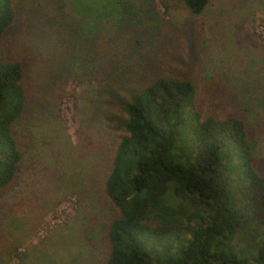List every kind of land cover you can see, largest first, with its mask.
<instances>
[{"label": "trees", "instance_id": "obj_1", "mask_svg": "<svg viewBox=\"0 0 264 264\" xmlns=\"http://www.w3.org/2000/svg\"><path fill=\"white\" fill-rule=\"evenodd\" d=\"M97 1L116 14L111 38L129 36L122 63L109 65L101 87L118 113L108 123L125 134L104 184L116 211L105 264H264V173L247 137L246 96L237 101L225 88L230 111L203 116L192 33L181 70H164L158 55L167 43L150 24L151 8L139 14L124 0ZM209 1L182 3L199 16ZM49 2L54 8L44 13L25 0H0V43L10 35L0 52V195L19 171L13 128L30 110L28 72L50 62L58 81L71 63L95 59L97 37L76 21L78 12Z\"/></svg>", "mask_w": 264, "mask_h": 264}, {"label": "rangeland", "instance_id": "obj_2", "mask_svg": "<svg viewBox=\"0 0 264 264\" xmlns=\"http://www.w3.org/2000/svg\"><path fill=\"white\" fill-rule=\"evenodd\" d=\"M62 1L70 13L78 12L84 31L96 35V55L91 64L65 67L58 81L50 62L32 68L24 79L30 110L13 128L21 161L0 195V264L106 260V234L116 211L104 184L125 134L108 123L118 113L105 104L101 87L107 85L109 65L122 63L129 36L111 38L116 14L98 8L97 0ZM124 1L135 13L151 8L156 19L150 24L167 43L158 55L164 70H181L192 33L189 47L195 45L200 59L195 83L203 116L222 118L230 111L225 88L232 87L237 101L246 96L247 137L264 173V0H210L199 16H191L182 0ZM25 2L44 13L54 8L49 0ZM9 41L10 35L0 43L1 54Z\"/></svg>", "mask_w": 264, "mask_h": 264}]
</instances>
